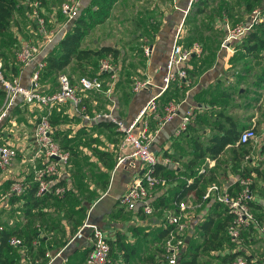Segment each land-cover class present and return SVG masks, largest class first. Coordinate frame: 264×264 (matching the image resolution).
<instances>
[{"label":"crops","instance_id":"0c3cea01","mask_svg":"<svg viewBox=\"0 0 264 264\" xmlns=\"http://www.w3.org/2000/svg\"><path fill=\"white\" fill-rule=\"evenodd\" d=\"M206 1L208 0H200L197 3L195 1L184 9L185 0H112L108 15L92 25L85 34L83 45L97 46L106 43L115 45L119 52L113 59V83L110 92L84 90L81 92V101L89 113L97 109H110L124 120L131 118L137 108L153 95L155 108L158 112L161 111L165 102L161 103L164 98L160 92L161 76L165 70L166 52L179 22L180 42L185 44L199 39L201 51L192 53L186 61L190 82L175 91L179 93L177 97L172 94L168 98L178 101L176 113L162 122L149 142V148L155 153L156 160L165 166L174 167L172 175L164 176V180L152 188L150 197L152 210L149 213L142 212L139 203L127 208L118 202L120 193L129 185L132 176L141 171L142 165L136 157H126L118 164H114L118 152L126 148L120 146L119 132L112 121L107 117L83 118L70 100H65L54 107V110L66 113L67 119L59 124L69 126L66 130V135L70 136L68 142L72 147L77 148L76 152H78L73 154L65 148L66 159L56 172L59 177L66 180L70 177L72 185H75L77 172L78 176L83 172L82 176L76 179L79 185L76 189L91 191L94 195L89 199H83L85 204L83 213L75 212L72 216L67 217V213L65 214L66 204H64L65 208L62 205L59 211L53 207L46 208L47 213L42 217L46 222L42 219L40 221L47 226V234L44 235L48 237L50 246L46 251L47 258H51L50 264H86V255L90 248V227L84 225V222L94 223L103 229L112 245V264H154L157 253H160L158 248L162 241L158 235L161 221L166 213L170 212L168 209L174 208L172 199L174 190L180 186L178 181L191 180L192 175L187 173L196 167L194 164L187 165L188 158L194 154L193 141L195 139L208 141L210 134L216 130L214 119L228 124V120L221 112L230 115L237 128L255 123L256 138L247 142H237L236 138L227 141L216 155L211 156L206 153L203 157L197 158L196 163L201 162L204 166L205 177L211 176V180L230 189L235 187L233 185L238 171L248 168L252 173L249 208L255 215H259L264 209V130L262 129L264 86L262 82L260 84L255 82L259 69L250 64L251 59L259 58L245 53L242 57L230 59L237 47L235 41L221 44L226 17L220 19L216 16L214 18L213 15L209 19L206 12L209 10L213 13L215 7H203ZM88 2L89 0H79V8ZM40 5L45 18L52 25L50 27L53 28V36L49 41L43 40L42 33L39 34L32 24L27 23L23 26L20 22V30L13 25L20 41L31 39L38 44L35 54L22 62L15 74L24 85L30 83V75L37 62L64 31L59 30L64 25H70L71 22L69 19L62 24L61 21L56 20L53 0H46ZM25 13L27 14L26 10ZM153 20L158 24L154 30H151L150 21ZM148 28L149 32H147ZM94 29L96 30L92 31ZM136 44H147L149 52L145 54L138 51ZM248 56H251L248 66L235 67V65L238 67ZM63 69H66L74 79L81 73L73 60H70ZM136 76H147L149 81L135 90L131 86L133 79L130 80V77ZM101 77L107 81L110 74L108 72ZM53 84L46 78L39 81L41 88ZM15 102L9 111V116L0 120V142H9L19 149L11 163L5 168H0V208L5 211L10 205L2 195V191L6 189L4 182L7 179L22 177L28 182L34 178L29 166L30 136L37 107L26 103L20 96ZM186 108L192 110V117L186 123L185 129L176 133L175 128L180 115ZM99 120H108L112 124L109 127L101 124ZM154 121V117L149 116V124L153 125ZM76 142L79 147H76ZM75 159L76 165H73ZM77 167L79 170L75 173ZM99 179H105V185L102 186ZM181 199L191 205L182 212L181 216L186 229L196 226L197 240L189 245L193 250V246L201 242L199 223L209 213H215L214 220H218L223 217L224 212L222 206L218 205L212 196L197 201L191 192H187ZM3 211L2 214L0 213V223L8 219L7 223H11L14 219L22 225V218L19 221L18 216L14 217ZM53 217H57L58 220ZM50 218L51 220L47 221ZM254 233L261 238L254 229L244 233L243 240L247 241V236ZM186 244L188 245V242ZM222 246L218 249H222ZM228 250L230 249H222L217 254L220 263L222 262L219 255ZM198 251L205 254L211 250ZM18 252L20 264H31L29 257L21 248ZM260 253L262 252H259V255L245 254L249 255L250 259L259 260Z\"/></svg>","mask_w":264,"mask_h":264},{"label":"built area","instance_id":"2783aa9c","mask_svg":"<svg viewBox=\"0 0 264 264\" xmlns=\"http://www.w3.org/2000/svg\"><path fill=\"white\" fill-rule=\"evenodd\" d=\"M196 0H185V7L192 5ZM28 4V15L32 17L37 29L42 33V39L49 41L53 36V28H47L45 19L41 11L40 0H26ZM59 8L65 15V21L71 19L78 11L79 0H62ZM262 17L261 9L253 7L246 18L242 21L231 22L224 19L225 32L221 39V44L227 41H238L247 29ZM38 50V44L31 39H24L19 42L15 55L18 60L25 62L30 59ZM147 44L142 45L143 53L149 52ZM201 51V44L198 40L191 41L188 45L180 42V22L177 24L172 35L171 42L165 57V70L161 76V90L173 80H182L188 84L190 79L186 72V61L191 53ZM43 60L37 62V66L32 70L30 83L24 85L20 83L15 75H8L3 71L2 60L0 58V84L4 90L3 100L0 104V120L7 117L16 98L20 96L26 103L34 105L38 111L33 119L31 131V154L30 161L34 169V176L38 179V190L48 186L51 178H44L43 174L56 171L67 156V150L62 148L51 135V123L48 118V109L51 104L70 100L73 107L83 118H109L115 128L119 131L120 146L126 148L118 152L115 165L123 161L126 157H136L141 162V171L135 173L129 185L118 197V202L127 208H132L139 203L144 213L152 210L150 197L152 188L164 180V177L153 172L156 162L155 153L149 148V142L157 132L162 122L170 119L177 111L178 101L168 99L162 105L161 111L155 108L154 95L145 100L135 111L133 116L127 120L118 117L110 109H97L88 112L81 101V92L88 89L102 90L110 92L113 83V60L107 53L98 59V67L109 71L110 78L107 81L98 75L79 74L71 80L67 73L60 71L57 74V86L52 90H41L39 88L38 68ZM149 81L147 76H136L133 78L131 86L133 89L143 87ZM80 91V92H79ZM149 116H153V125L149 124ZM192 117V110L186 108L180 115V120L175 128L178 133L185 129L186 123ZM256 138V131L253 124L244 126L238 132L237 142H247ZM17 148L9 142H0V168L7 167L15 158ZM56 155V156H53ZM41 157V164L35 166V157ZM237 185L230 189L216 181L207 183L202 192V199L212 196L214 200L223 204L227 212L231 215V221L227 225V234L233 242H237L239 231L242 227L251 225L264 240V209L260 216H256L249 208L248 201L251 199L252 173L246 172L237 174ZM23 184L19 179H14L9 184V190L19 192ZM63 185H55L53 190L60 193ZM175 204V211L168 212L164 216L161 224L168 228L162 240L161 255L164 264H177V256L184 245L185 222L182 220V212L191 205L183 199H179ZM90 227V248L86 255V264H106L108 260L109 244L106 240L103 229L94 224L84 222ZM1 228V225H0ZM8 243L15 245L20 243V238L15 235L8 237ZM34 242V241H33ZM47 256V252H45ZM51 258L44 261L35 260V264H50ZM231 264H247L245 259L237 256Z\"/></svg>","mask_w":264,"mask_h":264},{"label":"trees","instance_id":"16d2710c","mask_svg":"<svg viewBox=\"0 0 264 264\" xmlns=\"http://www.w3.org/2000/svg\"><path fill=\"white\" fill-rule=\"evenodd\" d=\"M45 1L46 0H40V4ZM61 1L62 0H53V2L55 3L54 15L56 20L58 21H63L66 18L64 13H62L59 8V3ZM198 1L200 2V0H196V3ZM111 2L112 0H89V2L83 7L79 8L77 13L70 19V25L56 38L51 48L48 49L42 57L43 62L38 68V80L40 81L41 79L46 78L50 83L54 84L47 88L39 87L41 90H52L57 86V74L58 72L63 70L64 66L70 60H73L75 66L81 71V73L79 74L85 73L88 75H98L101 77V75L109 72L98 67V59L101 56L109 53L111 59L113 60L117 56L119 49L115 45L106 43H102L97 46H88L83 45L82 42L88 29L95 23L102 21L108 15ZM249 7L250 3L247 2L246 8ZM25 10L28 11V4L26 0H0V58L2 60L3 71L8 75H15L22 63L16 58L15 55V51L19 45L20 40L15 34L13 25H16V28L20 30V22H22L23 24V21L20 18L26 15ZM261 12V19L253 23L240 37V39L238 41H235L237 50L230 59H232L233 57L237 59L239 57H242L245 53L250 54L252 57L259 58L262 63L258 67L259 72H257V81L255 82H257L258 84L262 82L261 84L262 86H264V4L261 6ZM42 14L45 19L46 27L52 28L50 27L52 26L51 23L45 18V14L43 12ZM29 18L28 19L31 22L32 26L37 29L35 20L30 16ZM157 24L158 22L156 20L150 21V29L154 30V28L157 27ZM37 31L39 34H41L38 29ZM147 32H149V28L147 29ZM190 42L191 41L186 42L183 45H188ZM135 46L138 51L143 52L142 45L136 44ZM191 56L192 53L189 57ZM240 65L241 68H245L246 66H248V59L245 58ZM186 72L188 76L187 66ZM67 75L71 80L74 79V77L69 73H67ZM132 79L133 77H130V80ZM186 85L187 84L182 80L170 81L166 85V87L160 91L162 92L161 94L164 97L161 103L166 101L172 94H174V97H177L179 93L175 91H177L178 89H182ZM3 96L4 90L0 84V104L3 100ZM16 102H14L13 106ZM60 103L61 102L51 104L48 109V118L52 126L51 135L62 148H68L71 153L77 154V148L72 147L68 142L70 136L66 135V130L69 126H62V124H59L67 119L66 113L59 110H54V107H56V105H59ZM221 113L223 117L228 120V124H224L222 121L214 119L213 123L216 130L213 131L212 134H210L208 141L203 142L199 139H195L193 141L194 154L192 157L188 158L187 165L192 166L194 164L196 165V167H194L190 172L187 173L192 175L191 180L186 181L185 179H182L178 181L180 186L179 188H176L174 190L172 196L174 203L181 199L187 192H191V195L195 200H200L202 192L204 191L207 183L214 180H211V176H204V166L201 164V162L198 164L196 163L197 158L203 157L206 153H209L211 156L216 155L227 141H233L237 137L240 129L244 126H247L244 125L241 128H237L234 120L230 115L224 112ZM8 116L9 115H7V117ZM99 121L102 122L101 124L107 125L109 127L113 123L108 120ZM262 129L264 130V116L262 119ZM30 138H32V136H30ZM15 147L17 148L18 153V147L16 145ZM76 147L79 146L77 145ZM72 163L73 165H76V159ZM40 164L41 157H35V166H39ZM69 164L66 165L67 168L69 167ZM79 164L82 165V163ZM29 166L34 175V169L32 167L31 161ZM75 170L76 173L79 168L77 167ZM173 170L174 167L165 166L162 162L156 160L153 172L164 177L172 175ZM238 172V174L246 173L249 172V169L243 168ZM81 174H83V172L78 176L77 172V175L74 179L75 185H72L70 177L68 178V180H66L63 177H59L56 171L44 173L43 177L51 178V181L48 183V186L42 190H38V179L35 178V176L28 182L24 180V177L12 178L10 180L7 179L4 182L6 184V189L2 191V195L6 197L7 203L10 205L11 209L18 210V213L23 221L22 225H19V222L15 220H13V222L11 223H7L5 221L0 223V264H20V253L18 252V249L20 248L23 250V253L27 257H29L31 264H35V260L44 261L47 258L45 252L50 247L47 240L48 237L46 238L44 235L47 234V226H44V224L40 220L46 215L47 207H53L55 210L59 211V208L62 205L63 208H65L64 204H66V208L64 209V211L65 214L67 213V217L72 216L75 212H84L85 204L83 203V199H89L94 195V193H92L91 191H80L79 188L76 189V186H79L77 183L78 181L76 182V179L78 177H81ZM14 179H19L23 184L22 190L19 192L9 190V184ZM99 181L101 182L102 186L105 185V179H99ZM58 184L63 185V189L60 193H56L53 190L54 186ZM251 184L252 182L250 183V186ZM236 185L237 180L235 179L233 186ZM249 202L250 200L248 201V203ZM216 203L222 206L224 212L223 217L218 220H214V216L216 215L215 213H209L206 215V217L199 223L201 231V242L193 246V250L192 248H187V244L184 245L177 256V264H196V255L198 253V250H215L220 248L222 246V243H224V245H227L228 249H230L219 255L222 263L231 264V262L237 256H244L243 258L245 259V261H248V263H250L251 259L249 258V255L245 254L242 250H239L237 246L233 247L234 244H236L238 241L233 242L232 240H230L227 234V225L231 221L230 213L227 212L226 207L223 206L222 203L218 201H216ZM175 210L176 209L174 204V208H172L171 212ZM261 214L262 212L256 216H260ZM53 218H56V220H58L57 217ZM33 220H35V222ZM42 220L45 221L44 219ZM50 220L51 218L47 219V221ZM160 228L161 230H159L158 235L163 240V237L166 234L168 228H164L162 224L160 225ZM252 230H254V228L251 225L242 227L239 231V238L241 239L244 233L250 232ZM10 235L19 237L20 243L15 245L9 244L7 240ZM106 240L109 244L108 260L106 264H112V245L110 240H108L107 238ZM158 250L161 254L163 250L162 241L161 246L160 248H158Z\"/></svg>","mask_w":264,"mask_h":264},{"label":"rangeland","instance_id":"374dc122","mask_svg":"<svg viewBox=\"0 0 264 264\" xmlns=\"http://www.w3.org/2000/svg\"><path fill=\"white\" fill-rule=\"evenodd\" d=\"M206 2L207 3H205L204 4L205 6H203V7H215L214 8L215 11L213 13H210L209 10H207L206 13L208 14L209 19L211 17H213V15H214V18L216 16V18L219 17L220 19L222 17H226V19H228L232 23L236 22V21L244 20L245 17H246V14L249 13L251 8L257 7L259 9H261V6L264 4V0H208ZM247 2L250 3V7L249 8H246V3ZM219 12L222 15L218 14ZM20 19L23 21V26H25L27 23L31 24L29 19H28L27 14L25 16H22V18H20ZM61 22H62V24H64L67 21L63 20ZM68 26L69 25H64L63 27L61 26L62 28L59 31L62 32ZM95 30L96 29H94L92 31H95ZM25 38H27V37H25ZM250 58H251V56H248V58H247L248 62H249ZM250 61H251L250 64L252 66H256L257 68L262 63V61L260 59H254V60L251 59ZM235 67L239 68V67H241V65L240 66L238 65V67L235 65ZM62 71L67 73L66 69L65 70L63 69ZM47 81H49V80L47 79ZM251 124H253L256 127L255 123H251ZM59 209H61V208H59ZM3 210L5 211V209L0 208V213L1 214H2ZM168 210L171 211L172 208H170ZM6 211L10 215H14V217L18 216L19 221H21V216L19 215L17 210L11 209L9 207L8 209H6ZM8 220H5V222H9ZM12 220H14V219H12ZM195 232H196V226L195 225L192 228H189V229H186V227H185V229H184V245L188 242V247L187 248H190L189 245L194 243V241L197 240ZM186 234H188L187 238H186L187 242H186V239H185ZM248 240H250V241L247 242ZM247 241H244L243 238H241V239L238 240V242L236 244H234L233 247L237 246L238 249L239 248L242 249L247 254H254V255L258 254L259 255V252H262V253H260V256L258 258L260 261L259 260H253V259L250 260V263H248V261H246L247 264H252V263L253 264H259V263L262 264V262H264V251H263L264 250V240L263 239L261 240V238L259 236H257V233L256 234L254 233V234H250V235L247 236ZM184 245H183V247H184ZM225 248H228V246L227 245H223L222 249H225ZM222 249L211 250L209 253H205V254L202 253V252L197 251L198 253L196 255V264H223V263H220V260L217 257V254H219L220 251H222ZM157 254L158 255L155 257L156 261H155L154 264H160V263L164 264V258H163V261H162L161 254L159 252ZM257 261H259V262H257Z\"/></svg>","mask_w":264,"mask_h":264},{"label":"water","instance_id":"95a60500","mask_svg":"<svg viewBox=\"0 0 264 264\" xmlns=\"http://www.w3.org/2000/svg\"><path fill=\"white\" fill-rule=\"evenodd\" d=\"M53 156H56V155H53Z\"/></svg>","mask_w":264,"mask_h":264}]
</instances>
